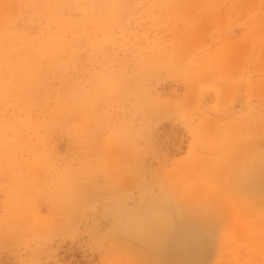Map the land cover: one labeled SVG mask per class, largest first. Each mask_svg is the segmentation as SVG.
<instances>
[{
  "label": "rangeland",
  "instance_id": "1",
  "mask_svg": "<svg viewBox=\"0 0 264 264\" xmlns=\"http://www.w3.org/2000/svg\"><path fill=\"white\" fill-rule=\"evenodd\" d=\"M0 264H264V0H0Z\"/></svg>",
  "mask_w": 264,
  "mask_h": 264
},
{
  "label": "bare ground",
  "instance_id": "2",
  "mask_svg": "<svg viewBox=\"0 0 264 264\" xmlns=\"http://www.w3.org/2000/svg\"><path fill=\"white\" fill-rule=\"evenodd\" d=\"M157 223L159 224L156 225L154 228L150 226L138 228L137 231H135V233L137 234V240L145 241L148 244L151 243V246L155 244L164 246V249L166 250V255L168 257L180 256L182 251L178 247V242H176L177 240L174 238L172 228L164 229L160 226V221H157ZM203 228L204 227H202L201 229Z\"/></svg>",
  "mask_w": 264,
  "mask_h": 264
}]
</instances>
